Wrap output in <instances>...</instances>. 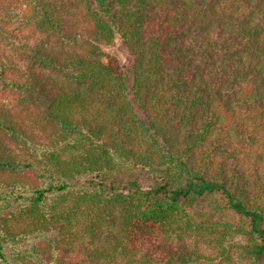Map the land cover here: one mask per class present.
<instances>
[{
	"label": "trees",
	"instance_id": "1",
	"mask_svg": "<svg viewBox=\"0 0 264 264\" xmlns=\"http://www.w3.org/2000/svg\"><path fill=\"white\" fill-rule=\"evenodd\" d=\"M197 263L264 264V0H0V264Z\"/></svg>",
	"mask_w": 264,
	"mask_h": 264
},
{
	"label": "rangeland",
	"instance_id": "2",
	"mask_svg": "<svg viewBox=\"0 0 264 264\" xmlns=\"http://www.w3.org/2000/svg\"><path fill=\"white\" fill-rule=\"evenodd\" d=\"M28 33L31 36V38H30L31 43H34L35 39L38 36L37 32L34 31V29H32V30L28 31ZM122 48H123L122 41L120 39H117L114 46L105 47L104 50L108 55H112V56L117 57L119 59L121 65L123 66V68H125L124 64H127V60H126V57L122 51ZM11 146H12V144H11ZM197 264H206V263H197Z\"/></svg>",
	"mask_w": 264,
	"mask_h": 264
}]
</instances>
